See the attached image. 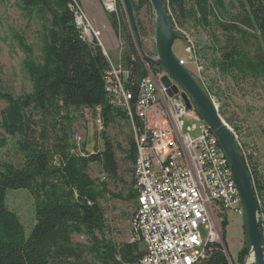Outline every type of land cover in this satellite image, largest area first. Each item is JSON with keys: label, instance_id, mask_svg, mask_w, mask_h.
Masks as SVG:
<instances>
[{"label": "trees", "instance_id": "1", "mask_svg": "<svg viewBox=\"0 0 264 264\" xmlns=\"http://www.w3.org/2000/svg\"><path fill=\"white\" fill-rule=\"evenodd\" d=\"M74 2L20 0L24 14L42 20L41 61L35 62L31 48L15 35L26 54L23 65L32 89L13 96L0 84V99L7 104L0 126L7 136L18 137L17 149L23 158L21 166L0 162V264H85L84 253L92 256L93 264H139L143 254L136 240L118 245L104 235L100 200L108 190L87 170L90 162H98L108 176H117L119 166L110 141L89 155L75 152L70 142L69 126L80 108L95 113L100 107L104 126L117 117L128 118L125 110L114 106L108 97L104 81L110 68L108 59L96 40L87 41L81 36L75 23ZM162 2L172 28L176 21H191L207 29L211 43L203 49H208L213 68L232 80L251 77L264 88V0ZM131 3L142 37L137 14L143 6L149 11L152 8L148 0ZM125 15L121 0H116L115 11L108 12L107 18L120 39V62L128 70L125 87L132 94L133 108L139 82L148 71ZM193 50L194 56H199L200 51ZM146 63L153 73L162 71L160 66ZM6 141V136L0 135V148ZM128 145L127 158L132 165L136 157L132 136ZM250 174L259 198L264 193L262 176L253 165ZM18 189L27 190L34 200L35 222L28 234L6 205V191ZM133 194L137 196L136 189ZM259 210L264 211V201L260 200ZM74 234L86 237L89 244L74 242ZM201 264L227 262L225 255L215 250Z\"/></svg>", "mask_w": 264, "mask_h": 264}, {"label": "rangeland", "instance_id": "2", "mask_svg": "<svg viewBox=\"0 0 264 264\" xmlns=\"http://www.w3.org/2000/svg\"><path fill=\"white\" fill-rule=\"evenodd\" d=\"M76 1L91 26L98 30L99 40L104 46V48L101 46V49L102 52L105 51L106 55H104L107 57L110 67L117 65L120 62L118 54L120 52L121 56L122 47L120 39L115 35L107 18L109 11L103 5L105 0ZM137 18L143 27L141 45L143 52L149 58L147 62L161 67L156 62L155 15L152 9L149 11L146 6L141 7ZM101 19L107 25L106 28L102 26ZM125 19L128 23L126 15ZM42 28L41 19L23 13L20 0H0V84L4 91L13 96L30 92L32 89L31 80L23 65L26 54L15 35L20 36L23 43L31 48L32 59L38 63L41 61ZM173 29L180 37L174 41L172 51L178 59L184 61L186 69L202 87H208V93L214 100L220 117L235 134L241 150L245 152L246 160L250 167L253 165L258 174L262 176L264 185V88L262 84L254 81L251 77L232 80L213 68L210 65L211 57L208 49H203L204 46L211 43L210 33L203 26L194 25L191 21H182L181 24L176 21V26ZM111 40L115 44L114 46H111ZM193 47L200 51L199 56H194ZM146 69L148 74L150 72L154 76L165 72L162 68V71L153 73L148 64ZM6 105V102L0 99V122L2 110ZM97 117L88 108H80L74 112L72 123L69 126L70 142H72V146H75L73 150L80 155H89L102 150L106 140H109L113 146L119 166L116 177L108 176L98 162H90L87 171L96 181L106 184L108 192L100 200L105 218L104 235L119 245L131 241L130 221L136 208V196L133 194L136 189L135 178L132 165L127 158L128 139L132 136L131 123L129 118L117 117L114 122L104 126L102 121L98 124ZM38 118L39 115L36 114V122ZM200 120L191 111L186 117H181L183 133H187L189 127L197 126ZM190 134L195 137L199 131L193 130ZM0 135H5L7 138L5 147L0 148V162H11L21 166L23 158L17 149L16 139L18 137L7 136L1 126ZM259 198L264 201V193L263 196L259 194ZM6 205L18 216L25 233L28 234L35 222V205L29 192L25 189L7 190ZM222 227L226 250L236 263L240 251L243 250L242 256L249 253L245 218L229 212L227 221L223 222ZM72 239L80 244H89L87 238L82 235L74 234ZM135 240L142 246L137 238L132 241ZM82 260L85 264L94 262L89 253H84ZM96 264L98 263L96 262Z\"/></svg>", "mask_w": 264, "mask_h": 264}, {"label": "built area", "instance_id": "3", "mask_svg": "<svg viewBox=\"0 0 264 264\" xmlns=\"http://www.w3.org/2000/svg\"><path fill=\"white\" fill-rule=\"evenodd\" d=\"M103 5L115 11V0H105ZM73 11L81 36L103 46L98 30L76 2ZM179 63L184 65L183 60ZM162 74L154 77L149 72L141 79L133 108L132 94L125 87L128 70L121 62L111 65L104 76L111 103L127 113L135 143L132 172L137 196L130 226L131 241L137 238L143 248L139 264H201L215 250L225 255L227 264H254L250 247L246 256L239 253L235 263L224 244L222 224L228 213L244 218L228 158L202 120L183 133L180 118L190 111L198 114L193 108L186 109L180 88L168 95L158 82ZM95 115L100 124V107L95 108ZM193 130L199 131L195 137L190 134ZM257 220L264 259V211L258 209Z\"/></svg>", "mask_w": 264, "mask_h": 264}, {"label": "water", "instance_id": "4", "mask_svg": "<svg viewBox=\"0 0 264 264\" xmlns=\"http://www.w3.org/2000/svg\"><path fill=\"white\" fill-rule=\"evenodd\" d=\"M148 1L155 15L154 46L157 53L156 62L161 65L165 71L164 74L159 77L158 82L167 89L166 92L169 96L177 93L179 90L178 88H180V95L186 109L190 110L193 108L200 119L216 136L220 147L228 158L232 176L240 194L244 210L245 232L247 242L253 255L254 264H264L257 220L259 203L253 187V180L246 166L245 157L240 145L230 127L220 117L217 106L211 95L202 87L186 67L179 63V59L172 51V45L179 35L170 25L162 0ZM121 2L131 27L136 47L141 54L143 62H146L149 58L142 49L141 37L135 21L131 0H121ZM171 80H173L175 84H172Z\"/></svg>", "mask_w": 264, "mask_h": 264}, {"label": "crops", "instance_id": "5", "mask_svg": "<svg viewBox=\"0 0 264 264\" xmlns=\"http://www.w3.org/2000/svg\"><path fill=\"white\" fill-rule=\"evenodd\" d=\"M81 2V1H80ZM91 15V14H90ZM102 20V19H101ZM103 22H102V26L104 27V28H106L107 27V25L105 24V22H104V20H102ZM107 32V31H106ZM107 36L110 38V36L108 35V33H107ZM111 42H112V45L111 46H114L115 44H113V41L111 40ZM104 47V46H103Z\"/></svg>", "mask_w": 264, "mask_h": 264}]
</instances>
